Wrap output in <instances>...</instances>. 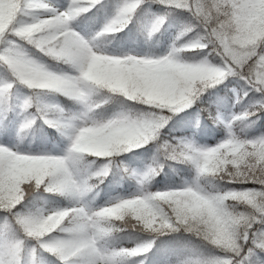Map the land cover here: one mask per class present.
<instances>
[{
	"label": "clouds",
	"instance_id": "9594fccd",
	"mask_svg": "<svg viewBox=\"0 0 264 264\" xmlns=\"http://www.w3.org/2000/svg\"><path fill=\"white\" fill-rule=\"evenodd\" d=\"M196 28H200L198 19L190 30ZM120 30L122 28L114 31ZM2 31L3 27L0 25V32ZM206 31L205 29L198 39L184 43L181 41L188 33L181 32L169 53L162 57H171L172 63L184 74L180 86L165 99L149 98L135 92H120L114 87L100 84L93 74L85 76L90 56L102 63H123L137 59L132 55L125 58L106 55L94 50L90 43L87 48L76 42L61 45V48L70 52V58L63 62L72 69L73 74H57L33 60L25 65L26 78L31 81L28 87L37 90L35 100L38 110L47 118L46 122L55 124L69 141L63 156L26 157L62 162L59 166L50 165L44 179L48 180L51 193L67 198L73 206L33 215L43 217L46 234L62 230L70 240H76L83 236L78 229L87 226L89 235L95 236L98 247L101 241L114 238L125 229L155 234L161 228H173L172 218L175 217L176 224L179 225L175 231L183 230L194 234L226 252L238 246L241 234L246 235V229L250 226L252 211L264 212V199H255L249 194L250 191L227 188L229 184L243 183L247 176L243 165L247 162V146L252 140L239 138L232 131V125H229V138L224 142L230 143V147L219 159L205 158L204 153L210 148L200 147L192 140L160 142L163 130L171 120L194 107L208 89L232 78L244 80L241 65L257 56L259 39L264 34V22L258 23L251 34L236 33L228 37L226 43L229 51L226 55L232 63L225 60L223 66L217 52L218 41L206 37ZM197 50L206 54L201 56ZM189 53H194L199 58L189 57ZM260 59L264 60V55ZM238 68L240 71H237ZM49 92L60 93L81 104L84 109L82 115H71L58 106L46 103L44 98ZM117 95L148 105L151 110L121 111L107 119L97 118V110L104 106L102 100L115 99ZM261 108H264V103H261ZM251 115L255 113L246 112L243 116H236L234 122L243 121ZM84 132L89 134L84 136ZM148 144H156V152L144 172L130 171L122 162L117 164L115 157ZM232 144L235 146L232 147ZM89 157L96 158L90 162L96 166L92 174L84 178L79 170L82 165L89 163ZM99 160L106 162L97 165L96 161ZM168 160L188 166L193 172L191 180H185L184 185L176 189L151 191L150 185L163 172ZM118 167H122L137 180L141 186L140 192L132 198L120 199L98 210L88 208L83 203L84 199L97 192L104 179ZM21 191V199H26L36 189L28 182L22 185ZM21 243L24 245V241L21 240ZM137 249L102 252L110 259V264H131L136 256L142 254ZM214 260L200 264H211Z\"/></svg>",
	"mask_w": 264,
	"mask_h": 264
},
{
	"label": "snow or ice",
	"instance_id": "6c2138e0",
	"mask_svg": "<svg viewBox=\"0 0 264 264\" xmlns=\"http://www.w3.org/2000/svg\"><path fill=\"white\" fill-rule=\"evenodd\" d=\"M100 2L101 0H71L70 7L61 12L50 8L43 0H0V25L3 27L0 40L11 34L32 44L45 55L58 61H64L70 58V52L61 48L62 44L76 42L81 47L87 48L89 43L71 29L72 20ZM143 2L144 0H134V2L125 4L120 9L117 18L107 26L105 31L112 32L122 28ZM160 2L185 7L196 16L200 21V28L203 31L207 30L205 36L218 41L217 52L221 58V66L225 60L232 63L226 55L229 51L226 43L228 37L236 33L251 34L258 23L264 22V2L261 0H160ZM29 10L43 11L51 15L18 27L20 16ZM162 23L163 20L158 22V24ZM258 49L257 56L252 57L247 64L241 65L244 69L241 74L249 88L264 94V60L260 59V56L264 55V34L260 36ZM0 61L8 66L21 83L27 86L31 84L25 75L27 72L25 65H29L32 60L22 51L9 48L0 54ZM233 67L236 65L233 64ZM237 71L240 69L238 68ZM89 74L95 75L100 84L114 87L120 92H135L149 98L158 97L160 99L170 97L180 86L181 78L184 76L181 70L172 63L171 57L137 58L126 60L123 63L120 61L102 63L96 57L90 56L85 76ZM12 87V84L0 87V100L9 98ZM28 106L29 104L26 103L25 108ZM88 134L84 132L82 135ZM229 147L230 143H220L205 152V158L219 159L229 150ZM247 151L248 159L243 165L247 176L243 183L260 185L261 190H252L249 194L255 199H264V138L252 140L247 146ZM26 157L34 156L17 154L0 146V210L11 213L26 237L35 240L43 250L56 255L62 264H110V259L104 256L102 250L97 247L95 236L89 235L87 226L78 229L83 234L80 239L70 240L67 235L65 238L57 239L52 234H64L63 231L57 230L46 234L43 217L16 214L15 210L25 200L21 199L22 185L30 182L36 190L43 188L44 191L51 193V186L48 180L44 179L45 173L50 165L59 166L62 163L58 160L26 159ZM37 181L43 182L37 183ZM172 223L173 228H161L155 234L175 231L179 227L175 217L172 218ZM249 225L246 235L241 234L238 246L227 251L233 254L232 258H216L211 264H243L237 257L242 254L244 245L249 241L254 246L248 249L249 256L255 254L254 249L264 251V236L254 235L255 232L264 229V212L253 210ZM151 246L152 243L149 242L137 251L147 252ZM22 248L21 240H6L0 244V264H21Z\"/></svg>",
	"mask_w": 264,
	"mask_h": 264
},
{
	"label": "trees",
	"instance_id": "16d2710c",
	"mask_svg": "<svg viewBox=\"0 0 264 264\" xmlns=\"http://www.w3.org/2000/svg\"><path fill=\"white\" fill-rule=\"evenodd\" d=\"M116 1L117 0H101V2L94 7H89L87 11L77 15L76 18L84 29H93L101 15L109 12ZM147 11L154 14L147 40L150 44H153L155 41L160 43V47L157 51L163 49L164 40L168 39L169 31L173 32V44L181 32L187 31L188 33L184 36L181 43H183V41L189 36H192L194 40H196L203 34L201 28L190 30L197 24V18L187 8L179 5L173 6L164 4L161 3L160 0H144L135 12L131 14L130 18L122 27V30L106 32L105 30L102 31L94 28L90 35L94 46L106 55L125 58L126 55H112L109 54L108 51L118 50V45L125 43L130 36L137 41H142V17ZM27 20H29V17L26 13L20 16L18 22H24ZM160 20H163L162 24H158ZM18 40L31 54L43 59L56 69L72 70L63 61H58L45 55L25 40ZM6 41L7 39L5 38L0 41V54H3L6 51L3 46ZM197 52L200 53L201 56L206 54V52H200V50H197ZM166 55L167 54L140 58L160 59ZM188 56L196 57V54L189 53ZM48 70L51 71L50 69ZM59 74L70 73L62 71V73ZM0 77L4 81V86L8 84L13 85L10 89L9 98L6 100H0V130L1 138L3 140L11 141L12 138H15V144L29 151L44 148L45 146L38 144V142H41L42 138L45 137L56 139L60 144H66L69 142L66 136L61 133L55 124L46 122L47 118L41 115L35 100V92L37 90L30 89L26 84L17 80L8 66L2 61H0ZM230 85H234L238 89V99L235 102H232L223 95V91H226ZM17 90L22 91L25 95L20 109L17 108L18 104L15 101ZM55 94L60 108H62L65 113L75 115L80 104L60 93ZM102 102L104 106L96 112L97 118L99 119H105L106 115L115 108H122L124 111L132 110L136 112L148 111L150 109V106L148 105L129 101L118 95L115 99H105L102 100ZM26 103L29 104L27 108H25ZM261 103H264L263 94L249 88L244 80L238 78L229 79L225 83L208 89L202 98L197 101L194 107L175 116V118L171 120L163 130L160 142L169 141L176 143L179 140L171 138L173 135H185L186 137L183 140H192L200 147L208 146L215 143L219 137L229 133V125H232V131L238 136H241V139L255 140L264 138V108H261ZM19 112L23 115V124L19 131L16 134H13L12 127L18 118ZM246 112H254L255 115H251L243 121L234 122L236 116H243ZM227 113L233 114L230 120L223 117ZM218 114H221V117H219ZM155 152L156 144H148L146 147L122 154L115 157V159L118 165L122 162L123 166L127 167L130 171L134 170L138 173H142L146 170V166L151 162ZM95 159L96 158L89 157V163L80 167L79 171L82 177L87 178L95 170L96 165L90 163ZM105 162V160H99L96 161V164H103ZM140 168H142V171ZM192 176L193 172L188 166L177 161L168 160L165 162L163 172L150 185V190L155 192L159 189L179 188L184 185L185 180H191ZM137 188L141 189L137 180L126 173L122 167H118L115 168L106 179H104L97 192L87 196L85 201L90 204V206L95 207L100 205L103 201H108L109 199L118 196L123 190H134ZM227 188L235 191L261 190V186L256 183L229 184L227 185ZM71 206H73L72 202L67 198L56 193L46 192L41 188L36 190L32 196L26 197L24 202L18 206L15 212L18 215H22L32 212L38 207H61L66 209ZM0 224L6 238L22 241L28 239L11 213L0 210ZM257 227L259 228V225H257ZM254 235L264 236V229L255 232ZM149 242L152 243V246L147 253H151L158 245L178 243L187 248H193L202 254L225 253L229 259H231L233 255L221 250L218 246L209 241H205L194 234L186 233L183 230L168 231L164 234L158 235L138 233L132 229H125L118 233L114 238L101 241L102 245H111L115 247L125 246L127 249H135L139 244L143 243L146 245ZM249 248H254L250 241L244 245L242 254L237 257L239 261L244 262V257L248 253ZM261 253L264 254V251H261ZM44 255L53 264H62V261L56 255L47 251L44 252ZM34 257V264H44L39 261V251L35 252Z\"/></svg>",
	"mask_w": 264,
	"mask_h": 264
},
{
	"label": "rangeland",
	"instance_id": "374dc122",
	"mask_svg": "<svg viewBox=\"0 0 264 264\" xmlns=\"http://www.w3.org/2000/svg\"><path fill=\"white\" fill-rule=\"evenodd\" d=\"M133 1L134 0H118V1H116L113 4L112 9L108 13L101 16L100 20L97 22L95 27L98 28L99 30H105L107 28V26L110 25L111 22L117 18V16L119 15L120 9L125 4L131 3ZM43 2L48 4L50 8L56 9V10L61 11V12L66 11L71 5V0H43ZM27 15L29 16L30 19L27 21H24V22H18L17 23L18 27L24 26V25H27L30 23H34L38 19H41V18H47L51 14L43 12V11L30 10V11H28ZM147 16L149 18H151L152 15L148 13ZM149 18H147V20L145 21L146 23H145V27H144L143 37H146L148 35ZM71 29L73 31H75L76 33H78L84 40L88 41L93 46L94 50L100 51V49L95 47L92 43V39L90 37L91 29L88 30V29L81 28V25L78 22L76 17L72 20ZM168 38L169 39L166 41V43L164 45V51L163 52H165V53H169V51L172 48V40H173V33L172 32H170ZM5 39H7V41L3 44V46L5 47L6 50L9 48H16L17 50L22 51L29 59H31V60L39 63V64H42L45 67H47L48 69H51L52 72L59 74V71H55L57 69L51 67L45 61H43V60L37 58L36 56H34L33 54H31L24 47V45L15 37L8 35ZM189 40H194V38L192 36H189L188 38H186L183 41V43L188 42ZM163 52H157V43L150 45L146 40L142 41V42H138V41L133 40V39H130L125 44L120 45L119 50L110 51L111 54H114V53H116V54H127V55H132L135 57H142V56L143 57H149V56H157V55L159 56ZM156 53H158V54H156ZM197 58H199V57H197ZM62 71H64V70H62ZM0 87H3V80L1 77H0ZM16 95H17L18 103H21L22 99L24 97V93L18 91L16 93ZM223 95L226 96L231 101H235V100H237V97H238V90L234 85H231L230 87H228L226 89V91H223ZM263 98H264V94H263ZM44 99H45L46 103H49V104L54 105V106H58L57 97L54 93L49 92ZM83 111H84V109H83L82 105L80 104L79 105V112L75 116L82 115ZM121 111H123L121 108H117V109L112 110L107 115L106 119L110 118L113 114H115L117 112H121ZM218 116L221 117V114H218ZM231 116H232L231 113H227L223 117L229 120L231 118ZM22 123H23V119L21 116H19L14 127H13V131L16 132L19 129V127L22 125ZM173 138L182 139V138H185V135L173 136ZM228 138H229V133L223 135L222 137H219L218 141L216 143L209 145V146H201V147L213 148V147L218 146L220 143H223ZM38 144H45V140H43L42 142H38ZM0 146L6 147L9 150L14 151L17 154H21V155L63 156L66 154L69 143L65 144V145H61L55 139H52V140L50 139L48 142L47 148H45L43 150H38L36 152H31V151H27L23 148L18 147L17 145H15L13 143V141L6 142L0 138ZM140 170L142 171V168H140ZM171 189H176V188H171ZM171 189H159L157 191H165V190H171ZM139 192H140V188H137L134 190H123L118 196L113 197L108 201H104L101 203V205L96 206V207L90 206V204L86 203L85 199H84L83 203L88 208H90L92 210H98L102 207L110 206L112 203H115L120 199L132 198L133 196L137 195ZM59 210H64V209L63 208L52 209V208L39 207L34 212L25 213L23 215H36L38 212H41V211L44 213H51L53 211H59ZM52 235L55 236L57 239H62V238H65V236H66V234H61V233H53ZM6 240H11V239H8L4 236L2 226L0 225V244H3ZM34 243L37 246V242L33 239L29 238V239H26L24 241V248L22 251L21 264H34V261H33V253L35 250ZM100 243H99L98 247L102 251L110 252L112 250H115V249L103 247L101 245L102 243L101 244ZM106 246H111V245H106ZM138 246H144V244L141 243ZM140 248H142V247H140ZM156 251H158L157 255L154 258L152 257L151 259H149L146 262V264H200V262H206V261L213 260L216 258L229 259L225 253L202 254L201 252H198L197 250H195L193 248H187L186 246L179 245L178 243L172 244V245H169L168 247H163L160 249L157 248ZM254 253L255 254L252 256H249L247 253L245 257H248V258L245 259V257H244L243 264H264V254L261 253V251L258 249H254ZM143 258H144L143 255H138L133 259L131 264H144L145 263L144 261L141 262ZM139 260H141L140 263L138 262Z\"/></svg>",
	"mask_w": 264,
	"mask_h": 264
}]
</instances>
